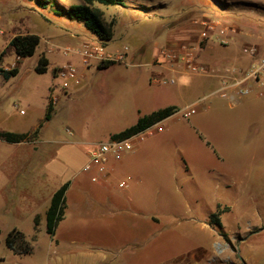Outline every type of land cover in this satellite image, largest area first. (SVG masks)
<instances>
[{
	"label": "rangeland",
	"instance_id": "obj_1",
	"mask_svg": "<svg viewBox=\"0 0 264 264\" xmlns=\"http://www.w3.org/2000/svg\"><path fill=\"white\" fill-rule=\"evenodd\" d=\"M82 3L51 0L42 9L36 0H0V67L20 68L9 80L0 77V131H32L45 117L49 99L57 101V113L43 125L37 143L0 141V264H90V259L92 264H230L227 255L236 264H264V98L251 96L233 108L213 97L196 107L197 113L182 122L183 163L180 150L161 140L174 125L169 119L163 133L142 144L152 143L141 158V175L126 168L108 182L92 183L83 172L92 145L110 141L154 110L170 105L180 110L210 94L208 80L160 75L161 69L149 63L156 48L166 46L168 29L190 13L202 14L228 27L246 25L264 41V0L97 5L113 24L114 38L106 45L82 23L56 14ZM23 34H36L41 43L33 57L18 63L9 43ZM94 43L113 54L127 47V63L101 70V61L84 67L79 56L62 54L66 47ZM40 55L49 59L44 74L34 70ZM67 63L93 70L81 85L63 91L66 82L57 69ZM154 76H172L176 84H153ZM128 179L136 190L124 198L119 184ZM68 181L65 220L52 236L42 218L36 235L33 214L45 202L29 203L24 190L36 189L45 198ZM116 200L141 207L120 209L111 218L100 214L99 203ZM211 213L219 215L221 228L209 222ZM14 228L31 241V254L18 256L7 247ZM218 251L225 253L218 256ZM103 258L108 262L100 263Z\"/></svg>",
	"mask_w": 264,
	"mask_h": 264
},
{
	"label": "crops",
	"instance_id": "obj_2",
	"mask_svg": "<svg viewBox=\"0 0 264 264\" xmlns=\"http://www.w3.org/2000/svg\"><path fill=\"white\" fill-rule=\"evenodd\" d=\"M188 16L189 17H187V18L184 17L180 21L178 26H175L172 29H168L169 30V37H168L169 40L166 41V47H168L170 49H178L180 46H182L185 43L195 46L199 42V31H200L199 26L196 24L197 21H199L201 19H207V20H217V21L221 22L220 20H218L219 18L218 19L217 18H215V19L207 18L206 16H204L202 14L197 15L196 18H193L191 13L188 14ZM230 27L233 29L234 33L231 35L232 41L229 45H226V46L221 45V43H219V41L212 38L211 40L206 41L202 44V49L198 53V57H199L198 63L206 66L209 69L215 70L214 72L211 71L210 73L195 74V73H190L188 70H186L183 67V64H179V65L157 64L158 54H159V50L161 49V47L158 49L156 48V56H151V58L149 57V52H148L147 58L148 59L150 58L149 63H151V64H153V65H155L161 69V71L159 73L160 75H163V72H165L167 75L180 73V74H186V75H191V76H197V77L204 78V79L209 81L210 88H211L210 94L207 95L204 99L197 100L196 102H194L190 106L195 105L196 107H198V106L202 105L203 103H205L206 101H208L209 99H211L213 97H218L219 99L227 101L231 107L236 108L239 106V103L241 101H244V100L250 98L251 96H254L258 99L264 98V90L257 88L252 80L247 79V73L252 69L253 65L257 64L259 61L253 60V58L249 54L245 53L243 50L247 46L255 47V48H257L258 58L264 59V41L261 40L262 39V35H260L261 32H259V34L254 35V33H252L250 31V29L246 28V25L239 26L238 24H231ZM260 28H261V31L264 30V29H262V27H260ZM139 55H141V53ZM143 57L145 58V56H143ZM138 59H140V56H138ZM78 69H79V73L81 76L80 82L79 83H68V85L66 87L62 86L63 91L67 90L71 86L81 85L82 84L81 82L83 80H85L87 78L88 74L90 72H92V70H93L92 68L87 69L84 67H81V68L79 67ZM169 78H173V77L171 76V77H168L167 79H169ZM225 80H227V82L229 84L228 96H227V98H222L221 96H219L218 92L221 89ZM242 89H249L248 94H241L240 91ZM50 101L51 100L49 99V102ZM167 107H173V106H171V105L166 106V107L154 110L151 113L158 111V110H161V109H165ZM56 108H57V102L54 106L53 116L57 113ZM186 108L187 107L182 108L180 110H177V112L175 114L171 115L170 117H168L167 119L162 121V126L164 127V129H165L164 125L167 122V120L170 119V120L174 121V125L169 126V130L167 131V133L163 136V138L161 140L170 142L174 146L175 149L180 150V153L182 154V163H183V124H182V122H183V118H184L183 117V110ZM205 110L207 112L208 109L205 108ZM195 114H193V115H195ZM21 115L25 116L26 114L22 113V111H21ZM144 116H146V115H144ZM43 120H44V118L40 121L39 125L43 122ZM39 125L37 127H35L32 131L26 132V133L34 132L39 127ZM163 131L161 133H163ZM155 136L156 135H154L153 137H155ZM153 137H151V138H153ZM37 141H38V139L36 141L32 142V144L37 143ZM158 141H160V140H158ZM158 141H156L155 143H157ZM20 144H22V143H20ZM151 144H149L147 146H143L141 144L135 151H133L130 154H127L121 161L114 162L112 164V169H113L112 173L114 174L115 172H121L122 170H124L126 168H131L135 173L137 171H138L137 173L142 172L140 170V169H142V167L139 168L140 161H142L141 158L144 156V154H146L147 151H150V145ZM86 155H87V161H86V163H87L89 160L88 150L86 152ZM85 164H84V166H85ZM113 174H111L108 181H110ZM132 179H134V177ZM130 181H131L130 179H128L126 181L128 184V187L126 189L120 188V190H121L120 194H122V196L124 198L125 197H131L133 195V192L136 190L135 189L136 187H135V185H133V183H131V185H130ZM68 182H70V181H68ZM120 182H122V180ZM65 183H67V182H65ZM109 185H111V184H109ZM59 188L51 191L47 195V197H45V198L39 196L36 189L26 188L24 190L25 197H23V198H24V200L28 201L29 203L38 204L40 202V200L45 202V205L43 206L42 209L34 212L33 222H34L35 217L37 215H39L41 217V221L43 218L45 220V223H46V212L50 206L51 199H52L53 195L55 194V192ZM114 190H116V189L114 188ZM107 192L105 193V195H107L109 198L111 192L110 191H107ZM66 206H67V197H66ZM67 207H66V210H67ZM140 207L141 206L134 204L130 200H128L126 202H125V200H121V201L116 200L113 202L99 203L100 214L105 215V217H107V218H108V216H109V218L114 217L119 211H121L120 209H129V208L139 209ZM65 214H66V212H65ZM212 214H214V213H211L210 216ZM64 220H65V218L63 219V221ZM106 221L107 222L104 223L105 228H107L108 230H111L110 226L108 224V220H106ZM58 227H57V229H58ZM56 232H57V230H56ZM224 253H225V251L222 253H220L218 251L217 255L221 256ZM238 253L239 252L237 251V254ZM85 257L91 258L90 255H85ZM227 259L231 260L230 264H236L235 262L232 261V255H227L224 260H227ZM248 259H251V258H248ZM95 261H97V262H94V263H99L98 262L99 259H95ZM193 261H194V264H199L197 261H195V260H193ZM92 262H93V260L90 259L89 263L92 264ZM107 262H108L107 258H103L100 261V263H107ZM241 264H247V262H242Z\"/></svg>",
	"mask_w": 264,
	"mask_h": 264
},
{
	"label": "built area",
	"instance_id": "obj_3",
	"mask_svg": "<svg viewBox=\"0 0 264 264\" xmlns=\"http://www.w3.org/2000/svg\"><path fill=\"white\" fill-rule=\"evenodd\" d=\"M199 26V42L197 45L183 44L178 49H170L166 46L159 50L157 64L179 65L190 73L201 74L210 73L215 70L209 69L204 65L198 63V53L202 49V44L214 38L219 41L221 45H229L232 41L231 35L234 33L231 27L224 25L217 20L201 19L196 22ZM3 32L0 31V36ZM244 52L249 54L253 60L259 61L253 65L252 69L247 73V79L252 80L257 88L264 90V59L258 58L257 48L245 47ZM129 49L125 47L117 54L108 53L107 50L100 44H87L79 49H72L66 47L62 54L66 57L77 55L80 57L81 63L84 67L90 66L93 62H115L125 64L128 61ZM18 58V57H17ZM21 61L18 58L19 62ZM15 67V66H14ZM13 68V67H12ZM10 69V68H7ZM57 76L61 80L68 83H79L81 76L77 66L67 63L57 69ZM152 83L156 85H174V78H163L162 76H154ZM229 84L227 80L224 81L218 94L222 98L228 96ZM249 89H242L241 94H248ZM55 104L56 100H51ZM197 112L196 106L192 105L183 110V117L188 118ZM22 113H24L22 111ZM164 130L162 121L158 122L143 131L137 132L125 138H111L110 141L105 143L94 144L88 149L89 160L83 167V172L90 176L93 183L107 182L112 174V164L121 161L127 154L135 151L141 144L148 138L153 137L157 133ZM121 189H126L128 184L122 181L119 184Z\"/></svg>",
	"mask_w": 264,
	"mask_h": 264
},
{
	"label": "trees",
	"instance_id": "obj_4",
	"mask_svg": "<svg viewBox=\"0 0 264 264\" xmlns=\"http://www.w3.org/2000/svg\"><path fill=\"white\" fill-rule=\"evenodd\" d=\"M51 0H36L37 5L42 9H47ZM97 5L102 6H122L126 7L125 0H83L80 5H73L68 8L66 12H56L57 15L65 14L67 18L72 21L82 23L86 29L95 35L102 44L106 45L114 38L113 24H107L104 19V14ZM41 43V38L36 34H23L17 35L11 39L9 47L13 49L15 55L20 59L33 57ZM4 52L0 54V59L3 57ZM19 63V62H18ZM115 62H103L98 66V69H108L114 66ZM49 66V60L45 55H40L37 65L34 68L38 74L46 73ZM19 65L7 69L0 67V77L4 80H9L19 74ZM54 104L50 101L43 122L32 133H17L11 131H0V141L9 142L13 144L32 143L39 137L40 131L44 123L49 122L53 117ZM177 112L176 107H167L155 111L149 115L141 117L137 123L124 131L114 134L112 138H125L137 132L161 122ZM70 182L62 185L53 195L50 206L46 212V232L54 236L59 224L65 218L66 212V194ZM211 224L217 225L221 228L219 215L214 213L209 217ZM41 223V217L37 215L34 219V231L37 235ZM36 235L32 242L36 240ZM220 235H223L222 231ZM6 245L13 251L15 255L24 256L33 252L31 241L28 240L23 232L14 228L6 239Z\"/></svg>",
	"mask_w": 264,
	"mask_h": 264
}]
</instances>
